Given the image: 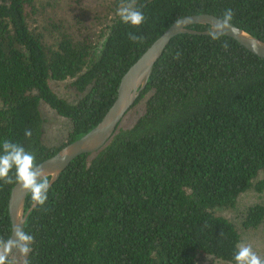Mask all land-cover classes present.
Segmentation results:
<instances>
[{"label": "trees", "instance_id": "obj_1", "mask_svg": "<svg viewBox=\"0 0 264 264\" xmlns=\"http://www.w3.org/2000/svg\"><path fill=\"white\" fill-rule=\"evenodd\" d=\"M119 3L103 6L95 25L74 27L47 10L52 2L0 0V143L23 145L39 164L79 139L112 106L130 66L184 16L221 17L230 8L231 23L264 40V0H137L139 27L121 22ZM66 80L74 101L51 86ZM42 101L70 122L60 144L44 142ZM139 105L132 125L120 124L102 149L73 160L29 214V264H199L201 255L235 264L242 232L216 209L234 208L251 188L264 192V179L256 182L264 172V58L226 35L181 33L155 64ZM14 185L0 181L4 238ZM32 204L29 193L25 209ZM263 222L264 196L241 223L251 230Z\"/></svg>", "mask_w": 264, "mask_h": 264}, {"label": "water", "instance_id": "obj_2", "mask_svg": "<svg viewBox=\"0 0 264 264\" xmlns=\"http://www.w3.org/2000/svg\"><path fill=\"white\" fill-rule=\"evenodd\" d=\"M219 18V16L210 13L184 16L175 21L156 39L123 75L118 87L117 97L102 120L79 139L67 144L53 156L38 164L49 173L51 179L50 186L58 180L61 173L77 157L82 154L95 153L108 143L119 128L126 114L132 109L142 92L146 89L155 64L162 57L175 36L181 33L207 35V30L198 31L192 29L191 26L195 24L211 25ZM225 35L232 37L252 53L264 58V40L233 23L232 28L228 29ZM28 194V192L22 191L19 185L15 184L12 188L9 200L12 229L16 225L25 229L27 218L35 208L32 204L29 209H25ZM14 255L15 253L11 254L10 259Z\"/></svg>", "mask_w": 264, "mask_h": 264}, {"label": "clouds", "instance_id": "obj_3", "mask_svg": "<svg viewBox=\"0 0 264 264\" xmlns=\"http://www.w3.org/2000/svg\"><path fill=\"white\" fill-rule=\"evenodd\" d=\"M136 5L137 0H120L116 15L122 23L139 27L145 21L141 10L143 5L139 8ZM233 17L232 9L224 10L222 16L207 30L211 40H220L227 30L232 28ZM128 38L134 43H142L144 39L142 35L131 32L128 33ZM221 47L227 51L229 44L225 41ZM180 56L181 52L178 51L174 59H179ZM25 136L31 137V130H26ZM0 181L4 184L15 183L22 191L30 193L34 207L45 205L48 199L51 185L49 173L36 163L34 153L9 139H4L0 143ZM34 241L33 235L24 231L19 225L14 226L10 237H0V264H13L10 259L13 253H19L23 257V264H29L27 257L32 251ZM233 259L235 264H264V259L253 250V246L245 242L237 244Z\"/></svg>", "mask_w": 264, "mask_h": 264}, {"label": "rangeland", "instance_id": "obj_4", "mask_svg": "<svg viewBox=\"0 0 264 264\" xmlns=\"http://www.w3.org/2000/svg\"><path fill=\"white\" fill-rule=\"evenodd\" d=\"M42 2H52L54 6L47 7V10L59 11L74 27L83 26L84 23L95 25L97 17L101 16L103 6L111 3L112 0H40ZM54 91L61 97L74 101L78 97L77 91L71 86V80L51 81ZM141 105L133 107L124 117L121 124L123 126L132 125L141 113ZM40 110L45 120L44 122V142L47 145L60 144L66 140L69 133L70 122L68 119L58 115L47 103H40ZM264 179V172L260 173L257 180ZM264 192H259L254 188L241 194L237 205L234 208H217L216 212L226 216L238 225L242 232V242L250 243L253 250L264 259V222L258 229L247 230L242 227V218L247 207L262 201ZM213 256L201 255L199 264H210L217 262Z\"/></svg>", "mask_w": 264, "mask_h": 264}]
</instances>
